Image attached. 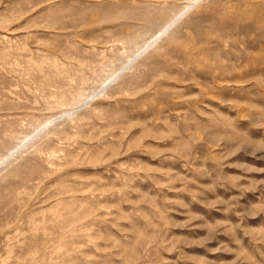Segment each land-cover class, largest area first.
<instances>
[{"label": "rangeland", "instance_id": "374dc122", "mask_svg": "<svg viewBox=\"0 0 264 264\" xmlns=\"http://www.w3.org/2000/svg\"><path fill=\"white\" fill-rule=\"evenodd\" d=\"M0 264H264V0H0Z\"/></svg>", "mask_w": 264, "mask_h": 264}, {"label": "bare ground", "instance_id": "6f19581e", "mask_svg": "<svg viewBox=\"0 0 264 264\" xmlns=\"http://www.w3.org/2000/svg\"><path fill=\"white\" fill-rule=\"evenodd\" d=\"M196 1V0H195ZM182 15V14H181ZM179 18V17H178ZM171 24H169L167 27H165L164 29H163V31L162 32H164L165 31V29H167L169 26H170ZM160 36V34L159 35H157L156 37H155V39L153 40V41H151V43L149 44V45H151V44H153L154 42H155V40L158 38ZM108 81H111L110 79L108 80ZM106 83H108V82H106Z\"/></svg>", "mask_w": 264, "mask_h": 264}]
</instances>
